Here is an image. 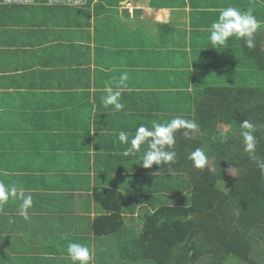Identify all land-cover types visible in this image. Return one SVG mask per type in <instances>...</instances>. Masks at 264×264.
<instances>
[{"label": "crops", "instance_id": "0c3cea01", "mask_svg": "<svg viewBox=\"0 0 264 264\" xmlns=\"http://www.w3.org/2000/svg\"><path fill=\"white\" fill-rule=\"evenodd\" d=\"M228 6L264 22V0H0V180L34 202L28 220L18 198L0 205V264H72L70 240L90 247L91 264H137L117 256L120 244L145 215L189 204L192 184L177 165L143 168L147 144L125 156L118 134L192 120L206 88L235 85L244 63L258 71L241 40L209 41ZM124 72V109H105V87ZM103 189L122 197L108 210L95 198Z\"/></svg>", "mask_w": 264, "mask_h": 264}, {"label": "trees", "instance_id": "16d2710c", "mask_svg": "<svg viewBox=\"0 0 264 264\" xmlns=\"http://www.w3.org/2000/svg\"><path fill=\"white\" fill-rule=\"evenodd\" d=\"M254 39L256 47L251 50L241 40L258 70L253 82L264 75L261 31ZM246 119L256 126L260 141L256 155L264 159V84L215 85L204 90L192 119L199 131L189 139L184 130L176 133V165L190 178V203H173L145 215L140 234L125 238L118 247L119 258L137 264H225L227 260L264 264V172L241 143L239 124ZM196 148L208 156L202 170L188 159ZM95 198L108 210V202L122 197L103 189L95 191ZM116 214L107 217L119 219L122 226V217ZM115 229L96 231L106 235Z\"/></svg>", "mask_w": 264, "mask_h": 264}, {"label": "clouds", "instance_id": "9594fccd", "mask_svg": "<svg viewBox=\"0 0 264 264\" xmlns=\"http://www.w3.org/2000/svg\"><path fill=\"white\" fill-rule=\"evenodd\" d=\"M157 19L161 17L157 16ZM262 28H264V22L257 19L252 9L241 10L236 6H228L221 9L218 18L211 23L209 41L214 47L227 46L229 39L235 37L242 40L251 50L256 47L254 34ZM127 80L128 75L124 72L119 76L115 90L112 87H105L104 91L107 95L101 97V103L105 109L111 107L115 112H121L124 109L121 95ZM180 130H184L185 139H189L191 133L199 131V126L195 120L176 116L166 122L152 121L150 126L141 124L136 128L131 139L129 133L120 131L118 140L121 144H130L124 152L125 156L139 152L141 146L147 144L140 163L145 169H150L153 165L157 167L162 164L176 165L178 157L174 146L176 133ZM256 131V126L250 120H243L239 124V137L244 151L264 172V159L256 155L260 142ZM188 159L196 169L202 170L208 165V156L202 148H196ZM10 198H18L21 201L18 206V215L28 220L29 209L34 204L32 195H26L22 187L0 180V205L6 204ZM66 251L72 264H91L93 253L87 245L70 240L66 245Z\"/></svg>", "mask_w": 264, "mask_h": 264}, {"label": "rangeland", "instance_id": "374dc122", "mask_svg": "<svg viewBox=\"0 0 264 264\" xmlns=\"http://www.w3.org/2000/svg\"><path fill=\"white\" fill-rule=\"evenodd\" d=\"M244 67H245V69L241 72V74H240V76L237 78V80H236V83H235V85L236 86H242V85H253V84H255V83H258V84H264V75H263V73H262V77L260 78V80H257V81H255V82H253L252 80H251V77L252 76H255L254 75V73L256 74L257 73V71L255 70V69H253L252 68V64L250 63V62H248V63H246V65H245V63H244V65H243ZM217 81L218 80H220L221 82H223L222 80H224V79H216ZM218 84H227L228 85V83H226V81H225V83H216V86H218ZM233 85V84H232ZM232 85H229V86H232ZM222 134H223V132H221ZM232 171V170H231ZM232 174H233V172H232ZM219 187L221 188V187H223L224 188V185L222 184H220L219 185ZM232 260V259H231ZM240 261H235V260H232V261H226L225 262V264H238Z\"/></svg>", "mask_w": 264, "mask_h": 264}, {"label": "built area", "instance_id": "2783aa9c", "mask_svg": "<svg viewBox=\"0 0 264 264\" xmlns=\"http://www.w3.org/2000/svg\"><path fill=\"white\" fill-rule=\"evenodd\" d=\"M7 5H31L34 0H4Z\"/></svg>", "mask_w": 264, "mask_h": 264}]
</instances>
